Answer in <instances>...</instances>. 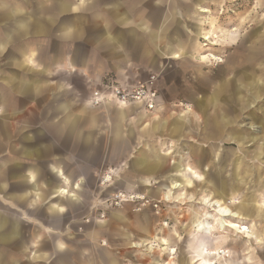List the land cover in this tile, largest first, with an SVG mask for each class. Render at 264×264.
I'll list each match as a JSON object with an SVG mask.
<instances>
[{"label": "crops", "instance_id": "crops-1", "mask_svg": "<svg viewBox=\"0 0 264 264\" xmlns=\"http://www.w3.org/2000/svg\"><path fill=\"white\" fill-rule=\"evenodd\" d=\"M228 1L0 0V264H122L97 243L105 233L120 235L126 223L128 228L127 215L113 212L107 222H93L84 234H77L79 219L90 214L86 185L105 165L126 167L122 185L136 180L147 185L152 178L169 183L190 179L195 186L194 175L200 170L208 179L203 186L212 192V186L224 184L228 189L245 178L225 175V161L208 145L244 142V135L227 131L234 123L229 116L240 118L247 110V103L241 102L244 85L226 82L233 77L229 62L204 75L195 60L196 37H209L201 31L196 9L208 13L206 7ZM252 1L264 8V0ZM254 53L249 56H258ZM174 58L178 60L171 63L173 70L166 69L163 81L172 84L169 93L182 90L200 124L191 117L165 116L154 118L144 129V115L136 108L111 100L91 108V91L78 88L80 83L87 89L99 85L105 71L114 74L115 82L126 84L136 80L137 69L157 72L163 59ZM242 68L240 76L249 74L246 66ZM186 72L188 83L175 86L173 81ZM252 78L262 85L255 75ZM230 97L236 99L232 110ZM156 102L161 104V97ZM156 135L193 140L182 149L188 150L196 170H177L180 161L168 164L159 152L165 142L158 146L150 141ZM209 166L215 170L211 174L205 171ZM185 169L190 172L187 178L170 176ZM144 190L155 198L161 192ZM218 190L225 192L223 187ZM139 230L150 238L148 216L139 222ZM128 235L122 234L125 241ZM90 243L98 249L96 256L86 254ZM187 249L194 258L197 241ZM186 251L176 264L189 258ZM152 260L151 264H165Z\"/></svg>", "mask_w": 264, "mask_h": 264}, {"label": "rangeland", "instance_id": "rangeland-1", "mask_svg": "<svg viewBox=\"0 0 264 264\" xmlns=\"http://www.w3.org/2000/svg\"><path fill=\"white\" fill-rule=\"evenodd\" d=\"M206 9L208 13L202 14L198 8L196 12L203 22L201 31L209 33L211 42L214 44L211 45L210 42L204 41L198 35L196 41L199 55L195 56V60L202 65L201 70L204 75H208L209 71L213 73L217 67L226 66L227 62H229V66L232 69H230V74L233 77H229L226 82H231L229 86H235L237 83L244 85L241 90V96L244 98H241V102L247 103L245 106L247 110L239 114L240 118L229 116V119L234 123L227 128L231 136H235L238 133L242 136L244 135L246 137L244 142L241 145L210 142L208 145L214 146V153L225 161V175H233L237 180L245 178L239 181L242 184L239 183V185L237 181V183L231 184L228 189L224 187V184H222L223 186L214 184L215 186L211 187L212 192H210L208 188L204 187L205 185L203 186L207 179L203 176L204 171L196 170L193 160L189 157L188 150L186 148L182 149L183 144H191L194 141L191 139L176 141L166 137L159 139L158 135L150 139V141H156L158 146L161 141L165 142L163 147H159V152L167 158V163L172 166L180 161L179 164L181 166H177L181 168V171L184 170L182 167H189L194 171H198L197 175H194V178H198V184L194 186L190 179L188 181L171 180L169 183V181H163V179L156 180L151 178V180L147 181V185H144L140 180H134L135 182L131 184L122 185L121 176L126 171V167L123 166L121 169L118 167L120 166L119 163L103 166L95 175V180H90L86 185L88 199H91L90 214L79 219L76 224L77 234H84V231L88 230L89 225L93 224V222H107L109 214L113 212H121L127 215L128 228L126 223L125 229L120 228V235L109 236L105 233L97 243L105 251L107 250L110 256L122 264H151L152 258L162 260L165 264H176L179 261L178 259L183 258L184 254L182 256L181 254L185 249L187 250L186 257H188V254L189 258L192 257L191 250L187 249L190 242L197 241L196 239H201L203 236L191 233V224L199 217L198 215L202 213V210L205 211L202 205L203 199L210 196L218 198V189L222 187L226 192L224 201L227 203V208L244 214L242 210L244 205L247 207L248 214L251 215L247 216L249 220H238V222L244 223L243 226L248 227L250 234L251 231H256L264 236V230L262 229L264 222L260 221L264 220V8L256 7V3L252 0H230L215 7H206ZM255 31L258 34L252 35ZM251 52L257 53L258 56H249ZM201 57H206V59L201 61ZM211 57H214V59H211ZM175 60L177 61L178 59H163L157 72L137 69L134 71L136 80L129 81L126 84L115 82L114 74L105 71L101 76L99 85L87 89L84 83H80L78 88L83 93L91 91L92 97L94 92L104 91L107 87H119L130 90L140 85L151 84L152 90L156 94V100L161 97V104L155 100L154 107L150 109L142 101L124 104L129 108H136V110L142 112L144 115L142 127L144 126V129L148 127L149 123L155 121L154 118L161 119L165 116L182 115L183 118L191 117L200 124L201 118L199 119L192 114L191 104L185 99L182 90L179 88V91L169 93L168 87L172 84L163 81L166 69L173 70L171 63L175 62ZM238 64H241V67H237ZM245 66L249 74L240 76L241 73L239 71ZM178 67L180 68V66ZM187 73L189 72L177 77L173 84L175 86L180 84V86L184 87L185 83H188L190 79ZM253 75H255L257 80L260 79L261 86L254 81ZM111 101L118 104V102ZM106 102L98 106H93L89 103V106L99 109ZM233 103H236V99H231L230 97L229 108L231 110L235 108ZM144 140H147V138H144ZM140 148L141 145L136 146V149ZM177 148H181V150H177ZM132 157L133 155H131ZM180 168H177V170ZM205 171L211 174L215 170L209 166L205 168ZM170 176L173 179H176V177L187 178L190 176V172L185 169L183 172L171 173ZM239 176L240 178H238ZM161 182H164L163 186L166 187L164 191ZM173 182H181L182 187L177 190H170L169 188H171ZM146 188L152 191L160 190L161 192L156 198L149 197L144 190ZM236 191L238 193L243 191V193L239 196ZM169 193L171 196L180 194L181 198L166 200L165 196ZM140 194H145V198L140 199L138 197ZM209 211L213 212V209H209ZM145 215L150 218V238H145L139 230V222L145 220ZM230 221L237 223V220ZM211 223L213 225V233L210 236L211 241L218 240L220 242L221 239L219 237H226L224 247L230 250L229 255L233 264H264V240H262V243H257L249 236V232L246 234L240 233L238 229L232 230L228 226L225 227V232L217 233L218 220L211 221ZM122 234L129 236V242L125 241L126 238ZM145 239L151 240V243L145 242L147 245L143 244L140 246L141 248L131 246L132 242L140 244ZM215 243L217 244V242ZM215 243L212 242V245ZM89 246L86 247V254L96 256L98 249L92 248V244ZM169 248L172 252L175 249L174 255H166L164 253L165 250L169 252ZM203 257L208 256L203 254ZM189 258H185L188 264H190ZM185 260L183 259L179 264L186 262Z\"/></svg>", "mask_w": 264, "mask_h": 264}, {"label": "bare ground", "instance_id": "bare-ground-1", "mask_svg": "<svg viewBox=\"0 0 264 264\" xmlns=\"http://www.w3.org/2000/svg\"><path fill=\"white\" fill-rule=\"evenodd\" d=\"M203 40L210 42L211 45L214 44L211 42L209 37H203ZM211 59H214V57H211ZM219 62H221V61H219ZM232 139H234V138H232ZM178 168H180V167H178ZM180 187H182L181 182L180 183L173 182L171 188H169V189L170 190L171 189L177 190ZM60 192L67 194V190H61ZM225 193L226 192H220L218 195L219 196L218 198H213L211 196L209 198L205 197L202 201V205H203V208L205 209V211L202 210V213H200L198 215L199 217H197L196 220L194 219L195 221H193V223L191 224L192 227H191L190 232L194 233L195 235L199 234V235L203 236V238H201V239H196L199 251L196 252V254L194 255V258H192L193 262L190 259L191 257L189 258L191 260L192 264H197V263H201V264H233V261L230 259V255H229L230 250L224 247L226 237H224V236H222L221 238L219 237V239H221L220 242H218V240H215V241L212 240L211 241L210 236L213 233V225H212L211 221L218 220V226H217V231H216L217 233L225 232L226 226H228L229 228H232V230L238 229L240 233H244V234H246L250 231L247 226H243L244 223L238 222V220L239 221L249 220L247 218V216H250V215L248 214L247 207L244 205L242 206V208H243L242 210H243L244 214L240 213L239 211L235 212V211L227 208V203H226V201H224ZM138 197L140 199L145 198V196H143L141 194ZM170 198L180 199L181 195L178 194L177 196H171L169 193L167 196H165L166 200H169ZM201 200H202V198H201ZM236 202H234V203H236ZM245 203H246V201H245ZM209 209H213V212L209 211ZM230 220H237L236 221L237 223H235L234 221H230ZM248 234H250V232ZM249 236L252 239H254L257 243H262V240H264V239H262V238H264V236H262L259 232H256V231H251V234ZM244 240H246V239H244ZM212 242H214V243L217 242V244L215 243L214 245H212ZM143 244L147 245L145 242H142V243L140 242V244L135 242L132 246H134V247L138 246L139 248H141L140 246H142ZM174 254H175V249H173V252L170 249L169 255H174ZM203 254H206V256H208V257H203ZM216 257H220L222 260L220 261V259H219L218 262H214V258H216ZM232 259H233V257H232ZM182 264H184V263H182Z\"/></svg>", "mask_w": 264, "mask_h": 264}, {"label": "built area", "instance_id": "built-area-1", "mask_svg": "<svg viewBox=\"0 0 264 264\" xmlns=\"http://www.w3.org/2000/svg\"><path fill=\"white\" fill-rule=\"evenodd\" d=\"M113 100L118 103L144 102L148 108H153L156 94L152 90L151 84L140 85L137 88L125 90L119 87H107L104 91H96L91 97L90 103L98 106L105 101Z\"/></svg>", "mask_w": 264, "mask_h": 264}]
</instances>
